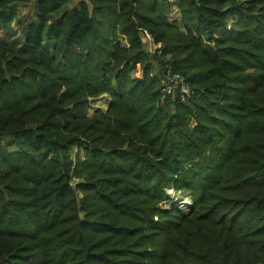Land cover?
I'll list each match as a JSON object with an SVG mask.
<instances>
[{
  "label": "trees",
  "instance_id": "1",
  "mask_svg": "<svg viewBox=\"0 0 264 264\" xmlns=\"http://www.w3.org/2000/svg\"><path fill=\"white\" fill-rule=\"evenodd\" d=\"M0 264H264V0H0Z\"/></svg>",
  "mask_w": 264,
  "mask_h": 264
},
{
  "label": "built area",
  "instance_id": "2",
  "mask_svg": "<svg viewBox=\"0 0 264 264\" xmlns=\"http://www.w3.org/2000/svg\"><path fill=\"white\" fill-rule=\"evenodd\" d=\"M173 15L176 16V14ZM146 39L152 40L149 33H146ZM151 46V51H156L157 55L161 54V52L163 51V46L160 43H151ZM165 69V77L162 81L161 87L162 93L173 94L174 91H176L180 99H185L191 93V90L184 84L183 80L178 74H174L171 72L170 65H166ZM166 192L170 196L172 201L178 202L181 207H185L189 204V199L187 197L182 199L179 194L173 192L171 189H167Z\"/></svg>",
  "mask_w": 264,
  "mask_h": 264
},
{
  "label": "rangeland",
  "instance_id": "3",
  "mask_svg": "<svg viewBox=\"0 0 264 264\" xmlns=\"http://www.w3.org/2000/svg\"><path fill=\"white\" fill-rule=\"evenodd\" d=\"M15 9H16V12H17V16H29L31 13H32V6L31 5H29V4H27V5H24V4H17L16 6H15ZM175 12L174 11H172L171 13H170V17L169 18H171V19H173V18H175L176 16H174L173 14H174ZM98 104H100L99 102H97L95 105H93V107H95V106H97ZM102 106H105L104 104H101Z\"/></svg>",
  "mask_w": 264,
  "mask_h": 264
},
{
  "label": "crops",
  "instance_id": "4",
  "mask_svg": "<svg viewBox=\"0 0 264 264\" xmlns=\"http://www.w3.org/2000/svg\"><path fill=\"white\" fill-rule=\"evenodd\" d=\"M75 1H78V0H75ZM174 12H175V10H174ZM174 14H176V12H175ZM177 16H178V15H177Z\"/></svg>",
  "mask_w": 264,
  "mask_h": 264
}]
</instances>
